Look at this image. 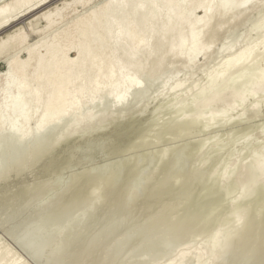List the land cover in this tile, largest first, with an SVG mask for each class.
Segmentation results:
<instances>
[{
	"label": "bare ground",
	"instance_id": "1",
	"mask_svg": "<svg viewBox=\"0 0 264 264\" xmlns=\"http://www.w3.org/2000/svg\"><path fill=\"white\" fill-rule=\"evenodd\" d=\"M54 2H56V0H0V62L3 63V65H4V68L2 70H0V155H1V153H4L3 152L5 149L4 146H6V145H7L6 147H8V150H10L9 146L11 147V149H12L11 153H12V151H14V152L17 151V154L15 153L16 155L12 154V157L14 156L13 160L11 159L12 157L6 158V159H9V161H10V159L12 160L8 164H10V165L12 164L11 165L12 167H10V168H14V172L16 171L18 174L21 171L23 172V170H22L23 153H19V152H22L19 150H23L22 146H24V143L29 142V141H32V143H33V147H32L33 153H31L32 155L30 154L31 150H29V154L33 158H35L34 161H32L33 166L35 163H39L38 161L41 158L46 157L45 159H43L41 161V163L39 165L43 168L42 169L43 171L41 172V174L43 173V176H45V175H49L53 172H57V171L61 170V167L65 163L70 161L75 156L76 152L79 150V148H78L79 144L63 146V144L66 143L70 137H72L74 135H77V137H83L85 135H89L95 129H97L98 131H102L109 124L116 122V121H118V122L115 123L114 127L117 126L118 129L115 131L114 140H116L118 142L117 149L119 150L118 152L122 154V156L119 160L113 162V164L118 165L117 168L120 167V168L132 169L135 165L139 164L142 161H150V162L153 161L154 165H155L156 162H160V161L167 159V156H168L169 151H170L169 146L161 147L158 150H150L149 148H148L149 151L148 150L147 151L146 150L145 151L140 150V148H143V147L145 148L148 144L150 145V142H147V140L150 139L152 135L150 136V138H148V136H149L148 132L153 127L155 128V126H156L155 121H157L156 120L157 117L155 118V120H154L155 123L153 125H150L149 127H146V125L143 126L142 128L140 127L141 130L138 128L141 132H139L136 136H135L136 131L133 134H130L131 136L129 135V132L127 130L125 131V129L131 125V122H129L130 121L129 119L132 116H135L136 113H139L141 111V109L139 107H138L139 112L137 110L138 109L137 106H140L139 105V102H140L139 99H141L143 96L145 97V95L147 94L146 91L149 93L152 91V90L149 91L146 89L149 88L150 83H154V82L156 83L155 80L158 81L160 79V76L162 75V73L164 76L162 75L163 77H162L161 81L159 80L161 83V87H160L161 89H159V90H161L159 92L160 93L159 95H161V98H163L166 95L165 94L164 96H162V94H163L162 91H165V92L167 91L169 94L170 93L175 94L177 92L178 93L182 92L181 94L179 93L180 95L179 94L177 95L179 97L180 96H183V97L186 96L187 97V96H189L188 94L190 92H192V94L196 93V95L198 96L197 97L198 99L191 97V99H194V100L192 102H190L188 112L184 111V110H186L185 107L186 108L188 107V103L184 102L185 104H187V106H185V107L182 106V108L184 110L179 108V107H181V105H184V103L181 104L179 107H178V104L177 105H175L173 103H172L173 105L169 104V106L170 105L171 106L170 107L167 106V108L169 109L168 110L165 107L167 105L165 102L166 105L164 107L166 109V112L168 111V113H166V114L170 115V117L168 116V119L162 118L163 117L162 115H161L162 117L161 116H159V117L162 118V121H163V119L165 120V121H163L161 126L162 127L166 126L163 129L164 130L167 129L168 131H164V133L166 132L165 134L172 136L171 140H170V138L168 139L170 141H172L174 139L176 140V138H180V137L183 138L184 134H187V132H189L187 130H190L192 125H193L192 128H194V126L198 125V123H200V125L203 127V128H199V129L204 130L205 128H207L209 126V124H212L211 123L212 121L215 122L216 119L218 121L219 118H223V117L225 118V116H227L226 113L228 114L229 111L233 110L235 113V110H234L235 107L237 108L238 105L239 106L243 105L247 98L249 99V97H252V98L254 96L256 97V96H258L257 94L264 91V68H260V67L256 68L259 70L254 71L256 73L252 74V75L255 74V77L253 76L254 78L251 77L252 75L247 74L248 71H247V73L245 72L246 68H248L249 66H252L254 64V58L257 54L264 56V33L260 34V37L258 39H256L254 42H251V43H249L243 47H240V48L234 49V47L236 46L234 43H230V44L227 43L228 45L223 44L221 46V49H219V50L222 54L226 53L224 56V59L218 64L217 67L212 68L209 71H207V73L205 75V79L207 80L206 83L203 82L205 80L204 78H203V81L201 82V84L203 83L204 85L202 84V86L195 88V86L198 85V84H196L197 83V80H196L195 86L193 84V86H189L187 88L184 84L186 83V85L188 86L189 83L187 84L185 79L182 80L183 77L182 78L177 77L180 75V74L177 75L179 69H182V68H185L186 72H188L189 75L191 76V73H192L191 71H193L192 69L195 67L196 64L198 65V63H197L198 61H196L197 58L202 59L205 62L211 56L212 51H213L212 47L214 46L213 43L216 42V41H214L215 37L218 36V34L220 32L221 33L223 32V34H224V32L228 28H230V30H232L234 26L238 27V25L241 21L245 22V20H243V19L249 15V13L251 12L250 10H254V9L256 10L257 7L264 6V0H102L100 2L96 1L97 3L93 0H62L61 5L60 4L59 5L54 4L53 7H51V5ZM78 8H80V9H78ZM40 23H43V24L41 25ZM231 27H232V29H231ZM230 30H228V31H230ZM250 30L253 32L257 31V33H258V31L264 32V16L257 19ZM32 36H37V37L35 40H33ZM216 52H217V50H216ZM258 60H259V58H258ZM260 60H261V58H260ZM262 62H263V60H262ZM177 63L180 65L176 66ZM258 66H260V65H258ZM195 69H198V68H195ZM235 70H240V72L238 74L236 73L237 75L235 74L236 76L235 77L233 76V78H231L230 76L232 73H234L233 71H235ZM186 72H185V74H186ZM146 83L148 84L147 85L148 87H146V85H145ZM199 83H200V81H199ZM235 83L240 84L241 87L240 88L238 87L239 89L236 88V89L228 91L227 88L234 87L233 84H235ZM224 91L229 92L228 93L229 96H226V97H228V98L230 97V98H229V100H227L226 103H225V100L223 99V103H225V104L222 106L221 109H220L221 106L219 107V109H217V108L215 109L213 107V105H215L216 102L222 100V98H223L222 93L225 94ZM156 92L157 91H155V93ZM260 94H262V93H260ZM157 95L158 94H156V96ZM175 95H174V97H175ZM196 95H193V96H196ZM149 96H151V95H148L147 97H149ZM261 96L263 98V94ZM255 97H254L255 100H253L251 98L253 100L252 104L251 105L248 104V106L249 105L251 106V108H250V106L248 108H250L253 111L254 110L256 111L257 108L260 107L259 105H263V104H258V100H259L258 97H260V96L257 97L258 100ZM152 98H153V96H152ZM152 98H151V101H153ZM144 99L145 98H143V102H145ZM168 100H170V99L168 98ZM174 100H176V99L173 98V101ZM163 101H164V98H163ZM160 102H159V105H161L163 103V102H161V104H160ZM177 102L179 103V101H177ZM174 103H176V101ZM221 103H222V101H221ZM246 103H247V101L245 102V104ZM249 103H251V102L249 101ZM260 103H263L262 99H261ZM157 104H158V102H157ZM157 104H156V106H158ZM149 105H150V103H149ZM141 106L144 107V105H141ZM244 106L247 107V104ZM164 107L162 105L163 109H164ZM191 107L196 108L197 115L193 114L194 113L193 110L195 111V109H192V111H190ZM211 107H213V108H211ZM130 109L132 110V112L130 111V113H129L128 110H130ZM165 109H164V111H165ZM205 109L207 110V114H208L206 116L204 114L206 112ZM240 109H241V107H240ZM243 109H242V111H243ZM250 109H248V110H250ZM181 110H183V111H181ZM199 111H202V112L204 111L203 112L204 117L202 116V114L198 115L200 113ZM127 112L129 113V115ZM189 112H193L192 113L193 116L190 114L188 115L187 113H189ZM236 112H237V110H236ZM115 113H116V115L114 116L113 114H115ZM140 113H139V115H140ZM162 113H164V112H162ZM172 113H174L173 117H171L173 115ZM107 114H110V115H107ZM229 114H230V112H229ZM112 115L114 117H112ZM137 116H138V114H136V117ZM230 117L231 116H229V118ZM240 117H241V114L239 116H236L235 118L232 117L233 119L230 118L231 120L230 119H228V120L220 119L222 121L220 122V120H219L218 123H220L219 125H221L222 122L226 123L225 121H228L227 123L233 124L235 121H238L236 119H239ZM108 118H110V119H108ZM106 120L107 121L109 120L110 122L103 125V123L107 122ZM202 121H204V122H202ZM260 122H261V120H260ZM216 123L217 122H215V125H217ZM227 123L225 125H227ZM157 124H159V123H157ZM259 125H260L259 123H256V125H254L256 127L258 126V129H259L258 134L261 133L260 128L262 127V126L260 127ZM161 126L159 124V127H161ZM219 127H221V126H219ZM56 128H57V130L60 131L59 133L57 132L58 134H56L54 132L56 130ZM216 128H218V126H216ZM161 129L162 128H160V130ZM197 129H196V127L194 129V131L196 130V133L201 132L200 130H197ZM192 130H191V132H192ZM211 130H212V128H211ZM118 131H120V132H118ZM158 132H159V129H158ZM249 132L246 130V132H243L242 135L240 134V138L242 136L244 138L245 134H246V136L249 135ZM207 133H209V132H207ZM253 133H255V132H253ZM154 134H156V133L154 132ZM191 134H190V136H192V137L195 135L193 133H191ZM203 134H206V133H203ZM256 134H257V132H256ZM146 135H148L147 140L144 139L146 137ZM157 135H158V137L161 136L159 134H157ZM200 135H202V134H200ZM219 135H221V134L219 133ZM223 135H225V134H223ZM250 135H252V134H250ZM255 135H252V138H254ZM260 135H262V134H260ZM185 136H188V138H191L189 136V134L185 135ZM124 137H128V138L125 140ZM217 137H219V136H217ZM261 137L264 138V136H261ZM167 138H161V139L163 140V139H167ZM188 138H187V140H189ZM209 138H210V136H209ZM247 138H248V136H247ZM154 139H157V137L155 136ZM161 139H158V140H160L159 142H161ZM210 139H213V138L211 137ZM222 139H224V137ZM241 139H239V141ZM248 139H246V140H248ZM151 140L153 141L152 138H151ZM151 140H148V141H151ZM202 140H203V138L201 140L198 139V141H196V139L194 141L189 140V142L184 141L178 147L179 148H186L189 145H191L192 143H197V144H199L198 146L201 147L203 145ZM208 140H207V142H208ZM242 140L245 141L244 139H242ZM176 141L179 142V139ZM209 141H210L209 142L210 144H211V141L213 142V140H209ZM249 141H250V139H249ZM155 142L157 143L158 141L155 140ZM155 142H154V144H155ZM214 142H215V140H214ZM246 143H247V141H246ZM263 143H261L260 146H262ZM29 144L30 143H28V145ZM28 145L25 148H28ZM260 146H259V148H260ZM61 147H63V148L65 147V151L62 152L61 155H59V157H57L58 155L54 157L56 152L59 153V151L62 149ZM152 149H154V148H152ZM262 150H261V154H259L257 156L256 155L253 156L254 153L251 150V153H253L252 159H250V161H248V162H250V164L246 163L250 166V168H248V169H250L249 174H250V176L253 174L254 177L251 176L253 179H251L249 174H244L246 172L245 171L246 167L244 168L245 169L244 173L238 171V169H237V171L240 172L239 173L240 175L237 174L239 176L238 178H240L241 176H242V178H244L243 179L244 182L240 183V184H242V190L246 188L247 190L246 189L245 190L248 191L250 195H254L251 193H253L254 189H257L256 195L253 196L252 198L250 196V198L248 197L247 201H244V198H246L249 194L245 191V195H246V193L248 195H246V197H243V196H245V195L242 196L244 191H241L240 190L241 186H239L238 189H239V191L242 192L241 196L239 195V192H238V196L235 193L236 196L234 194L233 195L231 194L232 196L229 197L230 199H232V197L234 196L235 197L234 201L240 202V200L241 201L243 200L244 202H246L247 205L244 203L246 206L250 205V207H248V208H251L252 213H249L248 212L249 210L246 211L248 208L245 205H243L244 207H246L245 208L246 210L245 209L244 210L248 213V216H249V214H251V217L248 218L250 220L246 221L247 226L245 225V221H241L242 218L238 214L234 216V220L232 219L233 222L235 223V226H237V228H238V233H236L235 237L233 239H231V241H235V243H237L239 247H237V245H236V247H234V245L232 246V244H234V242H231L232 244H230V245L234 249L240 248V250H241V249L247 248L246 245L250 239L252 240V242L255 239H257L258 242L260 240V242H262V243L258 244V242H257V245H258L257 251L259 252V254H257V252L255 251L256 250L255 246H254L255 250H253V251H255L256 253H253V251L251 250L254 255L250 256V258L251 257L253 259L255 258V261L257 259V262H254V264L255 263L258 264L259 261H262V263H259V264H264V228H262L263 231L262 230L259 231L260 228L262 227V225L264 224V185H262L264 183V180H262L263 183L260 180L261 178L264 179V150L263 151ZM24 152H25V150H24ZM52 153H55V154L51 155ZM4 154H3V156H5ZM7 154L11 155L8 152H7ZM256 154H258V153H256ZM28 156H26V157L28 158ZM248 156H251V155H248ZM5 157H3V158H5ZM33 158L31 160H33ZM24 159H25V157H24ZM180 159L181 158L177 159V161L174 163L173 167H175L177 165V163L180 161ZM242 159H245V158H242ZM4 160H3V162H7ZM247 160H249V158H247ZM234 161L235 160H233L232 163H235ZM244 161L246 162V160H244ZM29 162L30 161H28L27 163H29ZM229 162H228V164L231 167L232 163L230 165ZM236 162H237V160H236ZM241 162L244 165V162L243 161H241ZM1 164H4V163H1ZM24 165H25V162H24ZM0 166H2V165H0ZM27 166H28V164H27ZM29 166H32V164H30ZM225 167H227V166H225ZM237 168H239V167H237ZM0 169H1V167H0ZM3 169L0 170V173H1V171H4ZM223 169L227 170V168H224V166H223ZM223 169L221 170L222 173L224 172ZM233 169L234 168H232V170ZM239 169H242V168H239ZM10 171L12 172V170H10ZM128 171H129V173L131 172L130 170H128ZM229 171H231V170H229ZM4 172H6V171H4ZM4 172H2V173H4ZM16 172L14 173L15 175L17 174ZM234 172H236V171L234 170ZM234 172L231 171V173L233 175L234 174L236 175V173H234ZM231 173H230V175H231ZM241 173H242V175H241ZM246 173H248V170ZM5 174L8 175L10 173H4V175L0 179L1 183H2L1 180H3V181L5 180L4 177L5 178L8 177V176L6 177ZM223 174H225V173H223ZM1 175L2 174H0V176ZM12 175H13V173H12ZM216 176H218V175H216ZM221 176H223V175H221ZM226 177H228V175H226ZM217 178L215 177L216 180H213L209 185L205 186V188H203L200 191L198 202L195 204L194 208L184 216V218L187 216H188V218L190 216L194 217V218L199 216L198 219L197 218L194 219L188 228L181 227V225L185 224L184 223L185 220L178 222L176 225H174V222H172V225H171L172 228L176 229L180 232L179 237L177 236V237H175V239L176 238L179 239L181 235H183V236H185L187 234L190 235L191 233L194 234L195 232L197 234V233H199V231H202V230L204 232L207 230V232H208L207 228L208 227L212 228L211 225L214 223L213 213L215 212V210H216V213L217 212L219 213V211H220V209H219V211H217L218 210L217 207L220 208L222 203H223L222 206H224V204L229 205V206L231 205V204H226L227 195L230 193L229 192L226 193L227 190H225L226 192L224 191L225 194L220 191L221 187L223 188L222 189V191H223L224 187L228 186L229 184L223 186L225 184V182L223 184V181L220 180L222 182L221 183L222 186L220 187V185H219L220 183H219V180ZM236 178H237V176H236ZM227 179L228 178H225V180H227ZM84 180L86 181V179H84ZM230 180L231 179L229 176V182H231ZM234 180L232 178L233 183H234ZM238 180H237V183L239 184L240 181L238 182ZM240 180L242 181L241 178H240ZM256 180H260L261 181L260 183H262V184L258 185L257 188L254 187V188H250L248 190V187L251 186L252 184H255ZM112 181H113V173H107V174H101V175L99 174L98 178L95 180L93 185L87 191V194L85 197L86 202L82 206L75 208L76 207L75 205H70L68 208H64L65 209L64 211H62V212L60 211L58 213H54L52 215L46 216V217H44V219H42L39 222H41L42 225H43V223H46V222L47 223L50 222V223H48V225L49 224L51 225V223H52V225H53V223H54V225L55 224L59 225L61 222L65 221V219H67V216H69L70 213H73V211L77 212L78 210H80L82 208L85 209V207L87 208L90 204H92V202H94L93 199H94L96 192L99 194L98 191H101V197L103 198L102 193L104 192V190L113 187ZM124 182L125 181L123 179L121 181V183L118 185L117 189L113 191V193L111 195L112 205H115L117 207L119 206V204L121 207H122V205L123 206L128 205V203H130L131 199L133 200L135 197H136V200L137 199L139 200L140 204H142L143 202H145L148 199V195L145 192H141V193L137 194V196H136L135 193H137L141 189V187H138L139 184L134 185L132 191H130L128 193L125 192L126 188H125ZM171 182L176 185L179 183V178L177 176H175V177H173ZM257 182L259 183V181H257ZM258 183H256V185ZM234 185H236V183H234ZM234 185L232 184V185H230V187L231 186L233 187ZM3 186H4V184H3ZM229 189H231V188H229ZM250 191H252V192H250ZM229 198H228V200H230ZM98 200L100 202V199H98ZM98 200H96V201L98 202ZM234 201L231 203H234ZM248 203H249V205H248ZM101 204L103 205V203H101ZM235 204H236V202L234 203V205ZM238 205L242 206V205H240V203ZM95 206L98 207V203H97V205L95 204ZM231 206H233V204ZM99 207H101V205ZM90 208L91 207H89V209ZM236 208H237V206H236ZM24 209H25V207L18 209L16 211V214L23 212ZM91 209L93 210V208H91ZM97 209L94 208V210H97ZM221 209H222V207H221ZM227 209H228V211H231L229 208H227ZM241 209L242 208H240V210ZM236 210L237 209H235V211ZM240 210H238V212ZM80 211H82V210H80ZM80 211H78V212H80ZM245 211H244V213H245ZM66 212H67V214H64ZM223 212H225V209L223 210ZM87 213L88 212H86V210H85V212L83 211V214H85V216L87 215ZM244 213H242L241 216H243ZM74 214H75V212H74ZM81 214L82 213H80L79 215H81ZM228 214H229V212L226 211L227 216H228ZM232 214L234 215L235 213H232ZM72 215H71V217H72ZM174 215H176V214H174ZM219 216H220V214H219ZM74 217L75 216L73 215V218ZM79 217H81V216H79ZM82 217H81V220H83ZM172 217H168L165 220V224L167 222L169 223V221H171ZM215 217H216V214H215ZM231 217H232V215H231ZM90 218H92V216ZM216 218H218V217H216ZM84 219H86V218H84ZM243 219H244V217H243ZM67 220L69 221V219H67ZM220 220H223L222 216H221ZM228 221L229 220H227L225 222H228ZM85 222H87V220ZM218 222H219V220H218ZM67 223L68 222L66 221V224ZM71 223H73V219H72ZM76 223L78 225V222H76ZM39 225L37 224L36 228L37 227L42 228V226H39ZM62 225H65V224H62ZM77 225L75 224L74 227ZM222 225L223 224H221V226L220 225H218V226L222 227ZM55 226H57V225H55ZM55 226L52 228L57 229V231H55V229H53L54 230L53 233H55V232L58 233L57 227H59V226H57V227H55ZM68 226H67L68 229L65 227L66 230H69L70 227H68ZM71 226H73V224ZM78 227L79 226H77V228ZM36 228L33 227V231ZM48 228L51 229V227H48ZM48 228H47V231L49 230V232H51L52 230L50 231V229H48ZM60 228H59V230H60ZM169 228L170 227H168L167 229L166 228H164V229H166L167 232H169V230L172 229V228H170V229ZM216 228H217V226H216ZM224 228H225V226H224ZM70 229H72V227ZM227 229H230V227ZM233 229H234V227H233ZM37 230L39 231V229H37ZM166 230H165V233H166ZM176 230H173L170 232L176 233ZM227 231H229V230H227ZM62 232H63V230L61 231V233ZM66 232H64V233H66ZM126 232L127 231L124 232L125 237L127 234ZM207 232H206V234H207ZM233 232L235 233L236 231L233 230ZM39 233H40V231H39ZM172 233H170L171 236H172ZM175 233H173V234H175ZM46 234H47V232H46ZM46 234H44V235H46ZM78 234H80V233L78 232ZM206 234L204 233V235L203 234L202 235L207 237ZM229 234L230 233L226 232L225 229H221V228L217 229L212 234V236L209 234L210 235L209 240H206L204 238L207 242L203 241L204 244H202V242H201L202 246H197V244L195 242L194 244H196V245H194V246H197V247H194L192 245L194 248L191 247V249H189V247L191 245H190V243L188 244L189 241L187 240V244L184 243L186 245H183V243H182V245L184 247L187 245L188 246L190 245V246L189 247L187 246L188 248H186V249H183L184 247L180 248V250L183 249L181 251L179 250L180 252L178 250L176 251L174 249L176 247L170 245L172 243L170 242L171 240H169V243H165L166 245L169 244L168 249H169V246H172L173 248L171 247V251H172V249H174L176 252H179V253L176 255V257H175V255H173L174 258L172 260L170 259L171 261L167 258V260L170 262L169 263L166 262V263H168V264H182V262H184V260H186L187 258L193 257L195 259V261L197 262V264H213L214 262H217V264H219L218 260L222 257L221 255L223 253H225V250H226L225 248L227 247V244L230 241V238H232L229 236ZM39 235H41V234H39ZM50 235L51 234H49V236ZM52 235H54V234H52ZM65 235L66 234H64V236ZM67 235H72V234L67 233ZM131 235H133V234H131ZM151 235H150V237H151ZM154 235L156 237H158L157 233L156 234L154 233ZM158 235H160V234H158ZM202 235H200V236H202ZM57 236L60 238L59 235H57ZM61 236L63 237V235H61ZM122 236L123 235H121L119 237H122ZM147 236H149V235H147ZM194 236H195V234L192 237H194ZM42 237H44V236H42ZM42 237L38 236L36 238L39 239ZM58 237H55V238H58ZM78 237H80V236L78 235L75 237V235H74V239L75 238L77 239ZM129 237L127 236V238H129ZM131 237H133V236H131ZM164 237H161V239L163 240ZM122 238H118V239H120L121 243L124 242V241L123 242L121 241V240H124V238L123 239ZM127 238H125V239H126V243L128 244ZM148 238L149 237H147V239ZM151 238L153 239V235ZM32 239H35V238H32ZM38 239H37V242L40 241ZM47 239H48V236H47ZM47 239L44 238V240H46L45 244L48 245ZM49 239L51 241H53L52 237ZM65 239L66 238H64V240ZM69 239H70V237H69ZM130 239H132V238H129V242L131 241ZM159 239H158V241H159ZM172 239H173V237H172ZM178 239H177V241H179ZM185 239H188V238H185ZM190 239H191V237H190ZM195 239L199 240L200 238H198V239L195 238ZM202 239H200V240H202ZM234 239H236V240H234ZM30 240H31V238H30ZM30 240H29V243H32V240H31V242H30ZM181 240H180V242H181ZM34 241L36 242V240H34ZM51 241H50V243H52ZM58 241L55 240V242L61 243ZM60 241H61V239H60ZM150 241H152V240H150ZM55 242L53 241V243H55ZM69 242L70 241L68 240L67 243H69ZM115 242H119V241L116 240ZM161 242H160V244H161ZM163 242H162V244H163ZM165 242H168V240ZM182 242H183V240H182ZM184 242H185V240H184ZM39 243L38 244L34 243V244L39 245ZM43 243L41 242V245H43ZM63 243H61V244H63ZM155 243L152 242L151 244L156 245ZM191 243H193V242H191ZM34 244H32L33 247H34ZM120 244H119V246L122 245V244L121 245ZM142 244H144V243H142ZM173 244H175V243H173ZM198 244H200V242ZM0 245H3V244L1 243ZM29 245L32 246L31 244H29ZM41 245L37 246V247L35 246L36 250L33 248L32 249L37 251V253H38V251H41V250H39L40 247L45 248V245H43L44 247H42ZM53 245L54 244L51 245L52 249L54 248ZM56 245L58 246L59 244H56ZM136 245H139V247H140V244H136ZM146 245H144L145 247L142 245L143 248L148 247ZM153 245H151L152 249H154ZM178 245H179V243H178ZM48 246H46V247H48ZM57 246H55V247H57ZM68 246H70V244ZM134 246L135 245H133V247ZM158 246H160V245L158 244ZM175 246H177V245H175ZM60 247H59V249H60ZM139 247L137 246L136 250H140ZM232 247H231V250H232ZM49 248L50 247H48V249ZM66 248H67V246H66ZM129 248H131V246H129ZM157 248L159 249V247H157ZM163 248L165 249V247H163ZM178 248L179 247H177V249ZM248 248H251L250 245ZM2 249H4V247ZM5 249H6V246H5ZM63 249H65V247L60 249V250H63ZM68 249H69V247H68ZM142 249H141V251L145 250V249L144 250H142ZM234 249L232 250V252L234 251ZM1 250H0V253H1L0 259L7 258L8 253H10V251H6V250H8V248L5 251L3 250L2 252H1ZM60 250L58 251V254H59V252H62ZM131 250H132V248H131ZM149 250H151V249H149ZM149 250H147V252H146L147 255H149V253H151ZM165 250H167V249H165ZM165 250H163V251H165ZM169 250H167V251H169ZM174 250H173V253L176 254V252H174ZM227 250H228V248H227ZM231 250H229V251L231 252ZM236 250H238V249H236ZM125 251L126 250H124V252ZM129 251L130 250H127V254L125 253V257H128ZM132 251H134V250H132ZM159 251H161V250H159ZM167 251H165V252H167ZM47 253H50V252H47ZM63 253L65 254V252L63 251L61 253V256ZM123 253H122V256L124 257ZM139 253L141 255V252L138 251V254ZM158 253L160 254V252H158ZM13 254L14 253L12 252L11 256ZM151 254H152L151 256H153V257H154V255H157L156 252L151 253ZM38 255H40V254L38 253ZM50 255H53L52 252ZM144 255H145V252H144ZM163 255L167 256L168 254L166 255L164 253ZM163 255L161 254V257ZM239 255H236V256L234 255V256L237 258V256H239ZM245 255H246V253H245ZM11 256H10V259L7 258V259H9L8 263H6L7 261L5 262L4 260H0V261H4L5 264H22V262H19L22 259L19 260V258L17 256L16 257L12 256V259H11ZM42 256H44V254ZM42 256H41V258H45ZM61 256L56 257V255H55L53 257H56V258L53 259L52 256H50L49 258L53 259V264H54V261L56 262L57 261L56 259L58 257H61ZM145 256H141L138 258L145 259V261L146 260L150 261V259L152 258L151 257L150 259L149 258L147 259V258H144ZM228 256L231 257L230 253ZM135 257L137 258V255ZM164 257H163V259L161 258L162 261L160 262V264H163L162 262L164 260ZM170 257L172 258V256H169V258ZM138 258L136 260H138ZM224 258H227V257H224ZM242 258H243V256H242ZM245 258H248V257H245ZM232 259H233V256H232ZM45 260H44V262H45ZM124 260L121 261L120 264H122L124 262ZM167 260H164V262ZM187 260L189 261V259H187ZM226 260H228V259H226ZM236 260L239 261L240 259L238 258ZM243 260H245V259H242L241 262ZM42 261H43V259H42ZM49 261H47V262H49ZM125 261H127V260H125ZM130 261L133 262L132 259ZM145 261H144V263H145ZM151 261H153V260H151ZM220 261H222V260H220ZM223 261H225V260H223ZM228 261H230V260H228ZM47 262H46V264H47ZM61 262H63V261L61 260ZM138 262H137V264H144L143 262H141V263H138ZM157 262L159 263L158 260H157ZM227 262H225V263H227ZM230 262H229V264H230ZM234 262H235V260H234ZM234 262H231V263L236 264ZM244 262L246 263V261H244ZM244 262H243V264H245ZM57 263L60 264V261ZM129 263H131V262H129ZM134 263H135V261H134ZM150 263H152V262H150ZM193 263H195V262L193 261ZM123 264H125V262ZM154 264H157L156 260L154 261ZM214 264H216V263H214ZM222 264H223V262H222ZM248 264H250V263H248Z\"/></svg>",
	"mask_w": 264,
	"mask_h": 264
},
{
	"label": "rangeland",
	"instance_id": "2",
	"mask_svg": "<svg viewBox=\"0 0 264 264\" xmlns=\"http://www.w3.org/2000/svg\"><path fill=\"white\" fill-rule=\"evenodd\" d=\"M93 1L100 2L102 0H93ZM61 2H62V0H56V2H54L51 5V7H53L54 4H58V5L60 4L61 5ZM257 8H256V10L255 9L254 10H250L249 9L251 12L249 13V15L247 17H245L246 19L245 18L243 19V20H245V22L241 21L239 23L238 27L234 26L233 29L231 27L232 30H230V28H228L224 32V34H223V32L222 33L220 32L218 34V36H216L217 38L215 37L214 41H216V42L213 43L214 46L212 47L213 51H212L211 56L205 62L202 59L197 58L196 61H198L197 62L198 65L196 64L195 67L192 69L193 71L195 70L194 71L195 73L193 71H191L193 74L191 73V76H190L189 73L186 72L185 68L179 69L177 75H179V74L180 75L177 76V77H179V78L183 77L182 80L185 79L187 84L189 83L188 86L186 85V83L184 84L187 88L189 86H193V84L195 86L196 80H197L196 84H198V85H196L197 87L195 86V88H198L199 86H202L203 83L201 84V82L203 81V78L205 79V75H206L207 71H209L212 68L217 67L218 64L224 59V56H225L226 53L222 54L220 52V50H219V49H221V46L223 44L224 45L225 44L228 45L230 43H234L236 45L234 47V49L240 48V47H243V46H245V45H247V44H249L251 42H254L256 39H258L260 37V34L264 33L263 31L262 32L258 31V33H257V31L253 32V31L250 30L251 27L253 26V24L256 22V20L264 16V6H260V7H257ZM78 9H80V8H78ZM40 24L42 25L43 23H40ZM228 30H230V31H228ZM36 37L37 36H32L33 40H35ZM216 50H217V52H216ZM258 58H259V60H258ZM260 58H261V60H260ZM262 60H263V62H262ZM177 65L179 66L180 64L177 63L176 66ZM258 65H260V66H258ZM263 65H264V56H262L260 54H257L255 56V58H254V64L252 66H249L248 68H246L245 69L246 71L245 70L244 71L246 73L248 71L247 74L252 75L253 73H256L254 71L259 70V69H256V68H258V67L264 68ZM3 68H4V65H3V63L0 62V70H2ZM195 68H198V69H195ZM185 72H186V74L187 73L188 74L186 75ZM233 72L234 73H232L231 76H230L231 78H233V76L235 77L240 72V70H235ZM162 75H163V73H162ZM162 75L160 76V79H159L160 81H161L162 77L164 76V75L163 76ZM253 76L255 77V74L252 75L251 77H253ZM159 80L158 81L155 80L156 83L154 82V83H150L149 84L150 85L149 88L150 87L151 88L153 87V88L152 89L151 88L150 89L147 88L146 90H149V91L152 90V91L150 93L146 91L147 94L145 95V97L143 96L141 99H139L140 100V102H139L140 106H137V108L139 107L141 109V111H140L141 113L139 112V108L138 109L136 108L138 110V112L140 113V115H139V113H136V114H138L137 117H136V114H135V116H132L129 119L130 120L129 122H131V125L128 126L125 129V131L127 130L129 132V135L133 134L136 131V134H135V136H136L139 132H141L140 130H141V128L143 126L146 125V127H149L150 125H153L156 122L155 128L153 127L148 132L149 136L146 135V137L144 139L147 140L152 135L151 138L153 139V141L155 142V140H157L158 142L157 143L155 142V144H154V142L150 138L148 140H151V141L147 140V142H150V145L148 144L147 145L148 147L146 146L145 148L144 147L140 148V150H143V151H145V150L147 151L148 150L149 151V149L150 150H158L161 147H165V146H169L170 147V151H169V154L167 156V159H165L163 161H160V162H156L155 165H154L153 161H151V162L150 161H142L139 164L135 165L132 169H126V168H120V167L117 168L118 165L113 164V162L119 160L121 158V156H122V154L119 153L118 152L119 150L117 149L118 142L116 140H114L115 131L118 129V127L117 126L114 127V125L118 121L109 124L102 131H98L97 129H95L89 135H85L83 137H77V135H74V136L70 137L68 139V141L63 144V146L79 144L78 145L79 150L76 152L75 156L70 161H68L67 163H65L61 167V170H59L57 172H53V173H51L49 175H45V176H43V173L41 174V172L43 171L42 170L43 168L41 166H39V165H40L41 161L43 159H45L46 157L41 158L38 161L39 163H35L34 166H33L32 161H34L35 158H33L31 156L32 155L31 153H33L32 152V147H33L32 141L24 143V146H22L23 150H19V151H22V152L18 151L19 153H23V158H22L23 159V167H22L23 172L21 171L20 172L21 174L20 173L18 174L15 171L17 173L16 175L14 174L15 173L14 172V168H10V167H12L11 166L12 164L10 165L8 163L14 159V156L12 157V154L13 155L15 153L17 154V151L16 152L12 151V153H11V150H12L11 147L9 146L10 150H8V147H6L7 145L4 146L5 149H4L3 152L5 154L1 153L0 161L2 159L3 160L5 159L4 161H7V162H3V160H2L0 162V165H2V166H0V167H1V169L4 168L3 170L6 171V172L1 171L0 174H2V175L0 176V179L4 175V173H10V174H8V175L5 174L6 177L8 176L7 177L8 179L4 177L5 180L4 181L1 180L2 183L0 182V185H1L0 186V244L1 243L3 244V245H0V247L2 246L0 248V250L4 247V249L1 250V252H2L3 250L5 251L8 248V250H6V251H10V253H8L7 258L10 259V256H11V254L13 252L14 254L12 256H14L16 254L14 257L17 256L19 258V260L22 259L21 261H19V262H22V264H44V263L46 264V262L49 261V260L51 262L49 261V262H47V264H53V259L56 258L57 256H61V253L64 251L65 254L63 253L64 255L62 254L61 257H58L56 259L57 261L56 262L54 261V264H59V263H57L59 261H60V264H120L121 261H123L125 258H126L125 260H127V261L124 260L125 264H132V263L133 264H137L138 261H139L138 263H141V262L144 263L145 259L138 258V257L145 256V255L146 256L144 258H147V259L148 258L150 259L151 257L152 258L150 259V261L146 260L144 264H147V263L149 264L150 262H152L154 264L155 260H156L157 264H160V262L162 261L163 257L165 256V255H163L164 253L166 255L168 254L167 255L168 257L165 256L164 260H167V258L169 260L170 259L172 260L174 258L173 255H175V257H176V255L181 250L188 248L190 245L191 246L189 247V249H191V247H193L196 244H197V246H202V244H204V242H207L206 240L210 239V235L212 236V234L217 229L221 228V229H225L226 232L230 233L229 236L232 237V238H230V241L228 242L227 247L225 248L226 249L225 253H223L221 255L223 258L221 257L222 259L220 258L218 260L219 264H222V262L224 264L228 260H230L231 262H234V260H235L234 263H236V264H243L244 261H246L247 264L248 263H250V264L253 263L254 264V262H257V259L255 261V258L254 259L252 257L250 258V256L254 255L253 253L257 252V254H259V252L257 251L258 250V248H257L258 247V245H257L258 240L257 239L253 240V242L250 239L248 241L247 245H246L247 248L241 249L242 251L244 250L243 252L240 250V248H235L234 249L232 247L233 245H234V247H236V245H237V247H239V246H238L237 243H235V241H231V239H233L235 237L236 233H238V228H237V226H235V223L233 222L234 216L238 214L242 218L241 221H245V225L247 226V222L246 221L250 220L248 218L251 217V214H249V216H248V213L246 211L249 210L248 211L249 213H252V211H251V208H248V207H250L249 203H248L249 206H246L247 204L244 201H247L248 197L250 198V196H251V198L253 196H255L256 192H257L256 191L257 189H254L255 191L253 190V193H251V194H254V195H250L249 192L246 191L247 190L246 188H245L246 190L245 189L242 190V184H240V183L244 182L243 181L244 178H242V176H241L240 177L242 179V181H241L240 178H238L239 177L238 175H240L239 174L240 172H243V173L245 171L247 172V170H248V173L245 172L244 174H249L250 169H248V168H250V166L248 164H250V162H248V161H250V159H252V154L254 153L253 156L254 155L257 156V155L261 154V150L262 149L264 150V148H263L264 147V145H263L264 144L263 143L264 142L263 141L264 138L261 137V136H264V132H263L264 131V128H263L264 127L263 126L264 125V106H263L264 105V100H263L264 99V93H263L264 91L262 90L263 92H260V93L263 94V98L261 96L262 94H260V93L257 94V95L260 96L261 98L258 97V96H256V97L254 96L257 100L259 98L258 104H263V105H259L261 108L258 107L256 111L255 110L253 111V110L250 109L251 108L250 105L252 104L253 100H255L254 97L252 98V97L248 96L249 99L248 98L246 99L247 107L244 106V105H246L245 104L246 101L241 106H239V105L237 106L236 105L237 108L235 107V109H234L235 113H234L233 110L229 111L230 112V114L228 112L229 115L226 113V115H227V116H225L226 119L224 117L223 118H219L218 121L216 119L215 122H217L216 123L217 125H215V122L212 121L211 122L212 124H209V126L207 127L208 129L207 128H205L204 130L202 129L203 131L199 129V128H203L200 125V123H198V125H195L194 128H192L193 127V125H192L190 130H187L190 133L186 131L187 134H184V136H183L184 139L181 138V137L180 138H176V140L179 139V142H178L175 139H174L175 141L174 140L170 141L172 136L168 135V134H165L166 132L164 133V131H168L167 129H165V130L163 129L166 126L165 127L161 126L163 121H165L164 119L165 118L168 119V116L170 117V115L166 114V113H168V111L166 112V109H168L167 106H169V104L173 103L175 105L178 104V107H179L181 104H183L185 102V103H188V107L186 108L185 106H187V104L184 103V105H181V107H179V108L183 109L182 108V106H183L186 109V110H184V109L183 110L188 112L189 111L188 108L190 106L189 104H190V102H192L194 100V99H191V97L192 98L194 97L195 99H198L197 98L198 96L196 95V93L192 94V92H190L191 94L190 93L188 94L189 95V96H187L188 98L186 96H184V97L180 96L181 97L180 98L177 95L179 93L181 94L182 92H179V93L177 92V93H175L176 94L175 95L173 93L169 94L167 91L166 92L162 91V93H163V94L161 93L162 96H164L166 94L163 97L164 98V101H163V98H161V95H159L160 94L159 92L161 91V90H159V89H161L160 88L161 87V83H160ZM199 81H200V83H199ZM206 81L207 80L205 79L203 82L206 83ZM145 85H146V87H148L147 83ZM233 85H234V87L227 88V90L230 91V90H233V89H236V88L239 89L241 87L240 84H236L235 83ZM155 91H157V92L155 93ZM224 92H225V94L222 93L223 94V96H222L223 98L221 100L222 103H221V101H218V102L215 103V105H213V107L215 109L216 108L219 109L220 106H221L220 107V109H221L222 106L227 102V100H229L230 97L229 98L226 97V96H229V94H228L229 92H227V91H224ZM156 94H158L157 95L158 97L156 96ZM148 95H151V96L147 97ZM174 95H175V97H174ZM193 95H196V96H193ZM152 96H153V98H152ZM143 98H145L144 99L145 102H143ZM151 98H152L153 101H151ZM168 98L171 101L168 100ZM173 98H175L176 100L173 101ZM223 99L225 100V103H223ZM261 99H262L263 103H260ZM160 101L163 102L164 104L163 103L161 104ZM175 101H176V103H174ZM177 101H179V103ZM249 101L251 103H249ZM157 102H158V104H157ZM159 102H160L161 105H159ZM165 102H166L167 105L165 104ZM149 103H150V105H149ZM156 104L158 106H156ZM248 104H250L249 105L250 108H248L249 107ZM141 105H144V107L141 106ZM162 105H163V107L166 105L165 106L166 109L164 107L165 111L162 108ZM192 107L190 108V111H192V109H195V111L193 110L194 113L193 112H189L187 114L188 115L189 114L192 115V113H193L194 115H197L196 108L195 107L192 108ZM213 107H211V108H213ZM240 107H241V109H240ZM242 109H243V111H242ZM248 109H250V110H248ZM183 110H181V111H183ZM236 110H237L238 113L236 112ZM128 111H129V113H130V111L132 112L131 109L128 110ZM205 111L206 112L204 114L206 116L208 114H207V110L206 109H205ZM162 112H164L166 115L164 113H162ZM199 112L200 113L198 115H200V114H202V116L204 115L203 114L204 111L203 112L199 111ZM129 113H128V115H129ZM172 114H171L172 115L171 117L174 116V113H172ZM240 114H241V117L239 119H236L238 121H235L233 124L227 123L228 121H225L227 123V125H225L226 123H223V122H222L221 125H219L220 123H218L220 119L228 120V119H230L232 117L235 118L236 116H239ZM107 115H110V114H107ZM113 115L115 116L116 113L113 114ZM113 115H112V117H114ZM159 116L164 118L163 121H162V118L159 117ZM229 116H231V117L229 118ZM155 118H156L157 121L154 122ZM108 119H110V118H108ZM222 120H220V122ZM260 120H261V122H260ZM109 122L110 121L108 120L107 122L103 123V125L107 124ZM202 122H204V121H202ZM157 123H159L161 127H159V124H157ZM256 123H259L260 127L262 126L261 128L259 127L260 128V132H261L259 134H258V132H259L258 126L257 127L254 126V125H256ZM216 126H218V128H216ZM219 126H221V127H219ZM195 127H196V129L198 128L197 130L201 131V132L197 131L199 134L196 133V130L194 131ZM160 128H162V129L160 130ZM211 128H212V130H211ZM158 129H159V132H158ZM191 130H192V132H191ZM246 130L248 132L250 131L249 135H247L248 138L250 137L249 138L250 141L247 138L246 134L244 135V138H243V136L241 137L245 141H243L240 138V134L242 135L243 132H246ZM120 131H118V132H120ZM206 131L209 132V133H207ZM54 132L56 134H58L60 131L57 130V128H56V130ZM154 132L156 134H154ZM253 132H255V133H253ZM256 132H257V134H256ZM191 133H193L195 135L192 137V136H190ZM203 133H206L207 135L203 134ZM219 133L221 135H219ZM157 134L161 135V136H159L160 138L158 137ZM188 134H189V136L191 138H188V136H185V135H188ZM200 134H202V135H200ZM223 134H225V135H223ZM250 134H252V135L256 134V135H255V137L253 136L254 138H252V135H250ZM260 134H262V135H260ZM147 136H148V138H147ZM155 136L157 137V139H154ZM200 136L203 138V140H202L203 141V145L201 147H199L198 146L199 144H197V143H192L191 145H189L186 148H179L178 147L184 141L185 142L186 141L189 142V140H191V141L193 140L194 141L195 139H196V141H198V139L201 140L202 138ZM209 136H210V138L212 137L213 139H210ZM217 136H219V137H217ZM223 137H224V139H222ZM127 138L128 137H124L125 140ZM161 138H167V139H163L162 140ZM169 138H170V140H168ZM187 138L189 140H187ZM158 139H161V142H159L160 140H158ZM208 139L209 140H213V142L211 141L212 145L209 143L210 141ZM239 139H241V140L239 141ZM246 139H248V140H246ZM207 140H208V142H207ZM214 140H215V142H214ZM246 141H247V143H246ZM28 143H30V144L28 145ZM261 143H263L262 146H260ZM27 145H28V148H25V147H27ZM259 146H260V148H259ZM61 148L62 149L59 151V153L56 152V154L52 153L51 155L55 154L54 157L57 156V155H58L57 157H59V155H61V153L65 151V147L64 148L61 147ZM152 148H154V149H152ZM24 150H25L26 153L24 152ZM29 150H31L30 151L31 155L29 154ZM251 150L253 151V153H251ZM7 152L9 154H11V155H8ZM256 153H258V154H256ZM3 154L6 157L3 156ZM248 155H251V156H248ZM26 156H28V158ZM30 156L33 158V160H31L32 158ZM3 157H5V158H3ZM24 157H25V159H24ZM6 158H11L12 160L10 159V161H9V159H6ZM179 158H181L180 161L177 163V165L175 167H173L174 163ZM242 158H245V159H242ZM247 158H249V160H247ZM231 160L232 161L235 160L234 161L235 163H232ZM236 160H237V162H236ZM244 160H246V162ZM28 161H30V162L27 163ZM241 161L244 162V165L246 163H248V164H246L248 167L246 165L244 166ZM24 162H25L26 166L28 164L27 167L24 165ZM228 162L230 163V165L232 163L231 167L233 166L232 167V168H234L233 170L229 166ZM1 163H4V164H1ZM30 164H32V166H29ZM223 166H224V168H227V170L226 169L224 170ZM225 166H227V167H225ZM237 167L242 168V169H239ZM222 169L224 170L223 173L228 175V177H226V175L222 173V171H221ZM237 169L240 172H238ZM10 170H12V172ZM128 170H130L131 172L129 173ZM229 170H231L232 172H234V170H235L236 172H234V173H236V175L234 174L235 175L234 176L231 173V171H229ZM2 172H4V173H2ZM12 173H13V175H12ZM107 173H113V181H112L113 182V187L104 190V192L102 193L103 198L101 197V191H98L99 194L97 192H96L97 194L95 193V196H94V199H93L94 202H92V204H90L87 207L88 209H89V207H91V208H93V210L91 208L88 210L85 207V209L84 208L80 209L82 211L78 210L80 212L73 211V213H70L69 216H67V219H69V221L67 219H65V221L60 223L61 225L60 224L59 225L55 224V225H57L59 227L55 226L54 223H53V225L51 223L52 226L49 224L50 225L49 226L48 223H50V222L43 223V225L45 224L44 225L45 227H44L42 225V223L39 222L42 219H44V217H46V216L52 215L54 213H58L60 211L61 212L64 211L65 210L64 208H68L70 205H75L76 206L75 208H78V207L82 206L86 202L85 197H86L87 191L90 189V187L93 185L95 180L98 178L99 174L101 175V174H107ZM218 173L219 174L221 173V174L219 175ZM230 173H231V175H230ZM215 174L218 175L219 177L216 176ZM221 175H223V176L225 175V176L223 177ZM241 175H242V173H241ZM175 176H177L179 178V183L176 184V185L171 182V180ZM229 176H230V179H231L230 181L231 182H229ZM236 176H237V178L239 180L236 178ZM249 176H250V174H249ZM251 176L254 177L253 174ZM215 177L216 178L218 177L217 179L219 180L220 187L222 186V184H221L222 182L220 180L223 181V184L225 182V184L223 186L229 184L228 186L224 187L223 191H222V189H223L222 187H221V189L220 188L219 189L223 193H224L225 190H227V192L225 191L226 193H228V192L230 193L228 195L226 194L227 195L226 204H231V205L233 204V206H231V205L229 206V205H225V204H224V206H222L223 205V203H222V205H221L222 209H221V207L220 208L217 207L218 208L217 211H219V209H220V211H219V213L218 212L216 213V210H215L214 213L216 214V217H218V218H216L215 214L213 213V215H214L213 219H214V223H215V224L214 223L213 224L215 226L213 224L211 225L213 229L208 227L207 228L208 232H207V230L205 232L203 230L199 231L200 234L199 233L196 234V232H195L194 233L195 234L194 237H192L194 235L193 233H191L190 235L187 234L185 236L181 235L182 237L180 236V238L183 240V242H182V240L180 238L179 239L178 238L175 239V237H177V236L179 237L180 232L178 230L172 228V226H171L172 222H174V225H176L178 222H180L182 220H185V222H184L185 224L181 225V227L188 228L191 225V222L194 219H196V218L198 219L199 218V216H197L196 218L191 217V216L189 218H188V216L184 218V216L188 212H190L194 208L195 204L198 202L200 191L203 188H205V186L209 185L213 180H216ZM231 177L233 178V180L235 179L234 183H236V185H234ZM252 177H251V179H253ZM225 178H228L227 179L228 181L225 180ZM84 179H86V181ZM123 179L125 181L124 182L125 188H126L125 192L128 193V192L132 191L134 185L139 184L138 187H141V189L137 193H135L136 196H137V194H139L141 192H145L148 195V199L145 202H143L142 204H140L139 200L138 199L136 200V197H135L133 200L131 199V201H130V203H128V205H124V206L122 205V207L120 206V204H119L118 207L115 206V205H112L111 195H112L113 191L117 189L118 185L121 183V181ZM237 180H238V182L240 181L239 184L237 183ZM260 180L262 181L264 179L261 178ZM260 180H256L255 182L258 183L257 181H259V183L257 185H256V183L252 184L253 186L252 185L249 186L248 190L250 188H254V187L257 188L258 185H261L263 183V181H262V183H260L261 182ZM3 184H4V186H3ZM232 184L234 186L230 187V185H232ZM262 185H264V183ZM239 186H241L240 190L244 191L242 196L245 195V191L249 194L248 195L246 193V195H248V196L246 197V195H245L243 197H246L247 199L244 198V201L240 200V202L239 201H234L235 200L234 196L232 197V199L229 198L233 194L235 195V193L238 196V192H239V195L241 196L242 192L239 191V189H238ZM234 187L235 188L237 187V188L235 189ZM229 188H231V189H229ZM250 192H252V191H250ZM228 198L230 200H228ZM95 199L96 200L100 199V202H99V200L97 202ZM232 200L234 201V203L236 202L235 205H234V203H231V202H233ZM97 203H98V207L95 206V204L97 205ZM101 203H103V205ZM239 203L242 206H239L238 205ZM100 205H101V207H99ZM243 205H245L248 209L246 210L245 209L246 207H244ZM236 206H237V208H236ZM24 207H25V209H24L23 212L16 214V211L18 209L24 208ZM226 207L229 208L231 211H228V209ZM239 207L242 208V209L240 210ZM94 208L95 209L98 208V209L94 210ZM224 209H225V212H223ZM235 209H237L236 210L237 212H238V210H240V211L237 213L235 211ZM85 210H86V212H88L86 216H85V214H83V211L85 212ZM226 211L229 212L230 215L228 214V216H227L226 215ZM244 211H245L246 214L244 213ZM74 212H75V214H74ZM78 213L79 214L82 213V214L79 215ZM232 213H235V214L233 215ZM242 213H244L243 216H241ZM64 214H67V212L64 213ZM72 214L75 216L74 218H73ZM174 214H176V215H174ZM219 214H220V216H219ZM71 215H72V217H71ZM78 215L81 216V217L84 215L82 217V219L84 221L81 220V217H79ZM231 215H232V217H231ZM91 216H92V218H90ZM221 216L223 217V220H220ZM168 217H172L171 221H169V223L167 222L165 224V220ZM243 217H244V219H243ZM84 218H86V219H84ZM72 219H73V223H71ZM74 220L76 222H78V225H77V223ZM86 220H87V222H85ZM218 220H219V222H218ZM227 220H229V221L225 222ZM66 221L68 223L70 222L69 223L70 225L67 223L69 226L66 224ZM37 224L38 225L40 224L39 226H42L43 229L41 227H37L36 228ZM62 224H65V225H62ZM72 224H73V226H71ZM75 224L77 226H79V227L78 228H77V226L74 227ZM221 224H223L222 227H220ZM218 225H220V226H218ZM54 226L58 228V233L59 234L57 232L53 233L54 232L53 229H55V228H52V227H54ZM67 226L70 227V228L72 227V229L73 228L74 229L72 230V229L69 228V230H66L65 227L67 228ZM167 226L172 228L173 230H176V233L173 232V233H175V234H173L172 232H170V231H173V230L169 228L170 229L169 232L172 233V236H171V234L169 232H167V230H166L168 228ZM216 226H217V228H216ZM224 226H225V228H224ZM33 227L36 228L35 229L36 231L35 230L33 231ZM48 227H51V229L48 228ZM163 227L166 228V229H164ZM229 227H230L231 230L227 229ZM233 227H234V229H233ZM47 228L50 229V231L52 230L51 231L52 233L49 232V230L47 231ZM59 228H60V230H59ZM262 228H264V224L262 225L260 230L259 229L258 230L261 231ZM37 229H39L40 233H39V231ZM62 230H63V232L61 233ZM165 230H166V233H165ZM227 230H229V231H227ZM233 230L236 231V232L234 233ZM55 231H57V229H55ZM125 231H127L126 232L127 233L126 237L124 235ZM46 232H47V234H46ZM64 232H66V233H64ZM78 232L80 234H78ZM206 232H207V234H206ZM38 233L41 234V235H39ZM63 233L66 234V235H67V233L68 234H72V235H67L68 236L67 237L66 235L64 236ZM128 233L130 235L133 234V235H131L133 237H131ZM154 233L155 234L157 233L158 237H156L154 235ZM204 233L207 235V237L203 236ZM44 234H46L48 236V239L52 237L53 238L52 240L54 242H55V240L56 241L59 240L58 242H61V243L64 242V243L61 244V243L55 242L56 244H59L57 246L55 243H53V241H51L50 239L48 240L47 236L44 235ZM49 234H51V235L49 236ZM52 234H54V235H52ZM56 234L59 235L60 238ZM73 234L75 235V237L78 236V235L80 237H78L77 239L76 238L74 239V235ZM151 234L153 235V239L151 238L152 237ZM158 234H160V235H158ZM61 235H63V237L66 238V239L64 240V238ZM121 235H123L122 236L123 238L124 237L127 238V236L128 237L130 236L129 238H132V239H130L131 241L129 242V238H127V241H128V244H127L126 243V239L124 238V240H121L122 242L124 241L123 242L124 244H123V243L120 242V239H118V238H122V237H119ZM147 235H149V236H147ZM150 235H151V237H150ZM200 235H202V236H200ZM38 236L39 237L44 236V237L38 239V238H36ZM168 236L169 237L171 236V237L169 238ZM189 236L191 237V239H190ZM55 237H58L59 239L55 238ZM69 237H70V239H69ZM147 237H149L148 238L149 240L147 239ZM161 237H164L165 239L163 238V240H162ZM172 237H173V239H172ZM184 237L188 238V239H185ZM30 238L32 240V243H29ZM32 238H35V239H32ZM44 238L47 239L48 245L50 244L49 246L47 244H45L46 240H44ZM193 238L194 239L195 238H197V239L200 238L202 240H200V239L199 240H196V239L194 240ZM37 239L40 240V241L37 242ZM60 239H61V241H60ZM67 239L70 241L69 243H67V241H68ZM115 239L118 240L122 245L119 242H115L116 241ZM158 239H159V241L160 240L162 242L164 241L163 244H162L161 241H160L161 242V244H160ZM177 239L179 241H177ZM31 240H30V242H31ZM34 240H36V242ZM150 240H152V241H150ZM167 240H168V242H165ZM169 240H171L170 242L172 243L170 245L176 247V248H174L176 251L177 250L179 251L180 248H183L184 247L183 245L187 244V240L189 241L188 244L190 243V245L189 246L187 245L188 247L185 246L179 252H176L174 249H172V251H171V247L172 246H169V249H170L169 250L168 249V245L169 244L168 245L165 244V243H169ZM172 240L173 241L175 240L176 242L175 241L173 242ZM180 240H181V242H180ZM184 240H185V242H184ZM234 240H236V239H234ZM50 241L52 243H50ZM198 241L200 242V244L202 242V244L201 245L198 244L199 243ZM33 242L36 243V244H38L39 242L40 243H39V245H36ZM41 242L42 243L44 242L43 245H45V248H41L40 247L39 250H41L43 253L41 251H38V253L41 256L44 254V256H42V257H45V258H41V256L38 255L37 251H35L36 247L41 245ZM152 242H154V243L156 242L155 243L156 245L151 244ZM191 242H193V243H191ZM195 242H196V244H194ZM231 242H234V244H232ZM135 243L136 244H140V247H139V245H136ZM142 243H144V244H142ZM173 243H175V244H173ZM178 243H179V245L181 247L178 245ZM182 243H183V245H182ZM184 243H186V244H184ZM259 243H262V242H260V240H259L258 244ZM29 244H31V245L34 244V247H33V245L30 246ZM52 244H54L53 245V247H54L53 249L51 248ZM69 244H70V246H68ZM119 244L121 246H119ZM132 244L135 245V246L133 247ZM141 244L143 246L146 245L148 247L143 248V246ZM158 244L160 246H158ZM230 244H232V246ZM4 245L6 246V249H5ZM43 245H41V246L44 247ZM151 245H153L154 249H152ZM175 245H177V246H175ZM249 245H250L251 248H248ZM46 246L50 247L51 249L49 248L50 249L49 250L48 247H46ZM55 246H57V247H55ZM66 246H67V248H66ZM129 246H131L132 250H134V251H132L131 248H129ZM137 246L140 248V250H136ZM197 246H194V247H197ZM254 246L256 247V250H255ZM59 247H60V249L65 247L66 250L69 247V249L67 251L65 249L60 250ZM157 247H159V249ZM161 247L162 248L165 247V249L169 250L170 252L165 250L164 248L162 249ZM177 247H179V248L177 249ZM231 247H232V250L234 249V251H235L236 249H238L239 251L236 250L235 252L234 251L232 252ZM32 248L35 249V250H33ZM227 248H228V250H227ZM141 249L142 250L145 249V250L141 251ZM149 249H151V250H149ZM59 250L62 251V252H59V254H58ZM124 250H126V251L124 252ZM127 250L131 251V252L129 251V254H128L129 258L125 257V253L127 254ZM147 250H149L151 253H155L156 252L157 255L153 254L154 255V257H153V256H151L152 254L149 253V255H150L149 256L146 253ZM159 250H161V251H159ZM163 250L167 251L168 253L163 251ZM173 250H174V252H176V254L173 253ZM229 250H231L232 253ZM251 250L252 251L255 250L256 252L253 251V253H252ZM138 251L141 252V255H140V253L138 254ZM227 251L230 253L231 257L228 256L229 253ZM47 252H50V253H47ZM51 252H52L53 255H50ZM144 252H145V255H144ZM158 252H160V254ZM244 252L246 253V255H245ZM122 253H123L125 258L122 256ZM161 254L163 255L162 257H161ZM0 255H1V253H0ZM49 255L52 256V257L56 255V257H53V259H52V258H49L50 257ZM136 255H137L138 260H136L137 259L135 257ZM234 255L235 256L239 255V256H237V258H236ZM12 256H11V259H12ZM169 256H172V258L171 257L169 258ZM232 256H233V259H232ZM242 256H243V258H242ZM224 257H227V258H224ZM245 257H248V258H245ZM7 258L0 259V260H4L5 262L7 261L6 263H8L9 259H7ZM130 258L133 260V262L130 261L131 260ZM238 258L240 259L239 261L236 260ZM42 259H43V261H42ZM187 259H189V261ZM187 259L184 260V262H182V264H186V263L187 264H197V262L195 261V259L193 257L192 258H187ZM226 259H228V260H226ZM242 259H245V260H243L241 262ZM44 260H45V262H44ZM61 260L63 262H61ZM151 260H153V261H151ZM157 260L159 261V263L157 262ZM164 260L162 262L163 264H165L166 262L169 263L171 261V260L170 261L167 260V261L164 262ZM220 260H222V261H220ZM223 260H225V261H223ZM4 261H0V263L1 264H5ZM134 261H135V263H134ZM193 261L195 263H193ZM230 261H228L225 264H229ZM129 262H131V263H129ZM231 262H230V264H233ZM152 263H150V264H152ZM168 263H166V264H168ZM214 263L217 264V262H214ZM259 263H262V261H259Z\"/></svg>",
	"mask_w": 264,
	"mask_h": 264
}]
</instances>
